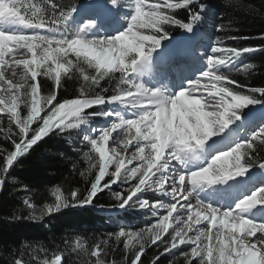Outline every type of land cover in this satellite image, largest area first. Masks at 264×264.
Segmentation results:
<instances>
[{
	"label": "snow or ice",
	"instance_id": "obj_1",
	"mask_svg": "<svg viewBox=\"0 0 264 264\" xmlns=\"http://www.w3.org/2000/svg\"><path fill=\"white\" fill-rule=\"evenodd\" d=\"M49 3L50 13L34 0H0V113L8 120L5 138L13 135L19 137L18 140H12L14 150L3 155L0 188L14 161L44 137L89 124L90 117L97 113L85 115L84 110L94 105H119V109L130 115L125 116L122 111H101L106 118H113L111 124L98 133L93 130L92 133L96 134L82 137L91 149L83 153L84 159L89 162V170L98 169L87 195L80 198L78 192L73 191L69 201L67 197L62 198L57 194L56 202L47 205L42 215L92 205L98 192L110 188L118 180L124 184L136 180L137 183L126 189V196L120 192L113 193L118 201L116 206L120 209L148 210L158 222L141 231L120 230L115 233L116 241L122 238L125 241V249L139 244L131 264H142L141 256L146 244H157L158 241L163 245V251L153 259L152 264H156L160 256L174 249L179 250L182 245H191L190 251L181 252L185 264H192L193 260L197 264H250L249 253H255L260 264H264V223L246 218V214L257 203H264V188L253 192L249 198L228 210L205 203L197 195L198 190H202L205 185L241 176L248 171L246 165L256 166L252 152L256 150L257 140L264 145V128L253 133L248 140L236 143L230 150L216 154L207 166L190 172L184 168L185 159L189 156L198 159V150L239 119V112L249 105L260 103L255 93L264 97V87L250 88L248 91L252 94L246 95L234 91L228 85L236 83L230 73L243 53L264 49L228 47L223 44L222 38H218L205 58L203 85L202 78L195 77L187 90L169 96L160 88L147 86L142 79L156 71L153 54L160 48L162 39L168 38L167 32H163V25L174 24L191 32L194 24L203 19L206 4L200 0H164L163 5L153 3L146 7L145 0H126L131 13L126 20V29L111 38L101 39L91 38V30L95 27L92 23H85L76 29L70 27L75 6H70L66 11L60 8L57 13L58 5L51 3V0ZM111 3L125 7L118 0H111ZM162 7L169 11L187 9L191 22L184 23L171 15H165L161 11ZM223 27L218 26L217 31ZM141 28L149 29L150 34L141 33ZM26 29L33 31L29 34ZM161 32L163 35L157 38ZM82 44H91L98 51H103V57L94 60L79 56L74 49ZM70 54L75 55V61L70 58ZM29 55L31 58H18ZM81 63L95 69V75L89 74L81 67ZM163 67L162 62L161 73ZM242 67L249 70L254 65L244 64ZM221 68L227 71L222 72ZM73 69L82 80L78 97L60 102L56 90L40 95L38 76L53 80L58 89L62 86V74L71 78L69 74ZM110 73H120L115 94L106 98L102 93L108 89L103 88L100 93L90 96L89 90L100 87L101 81ZM9 74L26 83H14ZM236 87L243 86L236 84ZM197 91L200 92L199 97H193ZM21 106L27 109L24 116L19 111ZM70 106L77 109L76 115H68ZM42 111L44 115H41ZM34 123L37 125L35 128L32 127ZM13 124L18 129L16 133L13 132ZM3 131V127H0V132ZM113 133L117 135L113 136ZM110 138L111 151L118 145L127 148L135 142V150L127 160L119 153L112 151L113 155L110 156L105 151L104 145L109 143ZM93 152L98 154V159L92 155ZM229 157L233 158L229 167L234 168L235 172L214 167ZM134 160L140 161L139 166L128 167ZM112 164L115 165L114 171L109 172L108 168ZM177 164L180 168L175 167ZM259 167L264 168V163H260ZM106 175L111 180L102 185ZM147 191L167 197L168 200L150 203L137 195ZM56 192L59 193V188ZM24 203L29 208L33 207L27 199ZM161 212L166 214L160 215ZM174 213L177 215L174 216ZM170 222L180 227H173L169 239L164 240ZM205 222L207 228L197 227ZM103 254L100 245H96L90 253L95 257L94 264H105ZM53 256L50 262L46 260L44 264H62L59 252ZM15 264L23 262L16 260Z\"/></svg>",
	"mask_w": 264,
	"mask_h": 264
},
{
	"label": "trees",
	"instance_id": "obj_2",
	"mask_svg": "<svg viewBox=\"0 0 264 264\" xmlns=\"http://www.w3.org/2000/svg\"><path fill=\"white\" fill-rule=\"evenodd\" d=\"M86 1L51 0V3L58 5V13L60 8L66 11L70 6H75L77 9ZM147 1L149 4L164 3V0ZM34 2L50 13L49 0ZM200 2L206 4L207 9L203 13V19L194 24L193 29L202 30L216 41L222 38L223 44L228 47L264 49V0H200ZM196 10H199L198 7ZM161 11L184 23L191 22L187 9L169 11L162 7ZM220 25L224 27L217 31ZM140 32L150 34L149 29H142ZM163 32H167L168 38L162 39L161 46L188 31L174 24H165ZM163 32L157 34V38H160ZM231 37L247 39L234 40ZM70 58L76 60V57ZM244 64H252L254 67L244 70L242 67ZM81 67L90 70L83 63ZM69 75L71 78L62 75V86L58 89L53 80L38 76L40 95L56 90L57 100L60 102L78 97L82 80L75 69ZM119 76L118 73H110L101 81L100 87L89 90V95L94 96L103 88L108 89L102 93L106 98L115 94ZM230 77L236 82L231 84V89L242 94L251 95L248 89L264 87V51L243 53L239 67L234 68ZM236 84L243 87L237 88ZM255 95L260 103L243 109L241 112L243 115L253 108H264V97H260L259 93ZM101 106L94 105L85 109L84 113H98L103 108L99 109ZM19 111L22 116L27 114V109L23 106ZM0 127L4 129L0 132L2 164L3 155L14 150L12 140H18L19 137L13 135L11 138H5L7 127L4 123H1ZM13 129L14 133L18 132L16 128ZM255 148L252 156L255 158L256 166L246 165L250 170H255L259 168L260 163H264V145L257 140ZM85 151H91L90 146L81 139L79 130L75 128L59 135L51 133L14 161L6 174L4 185L0 188V264H15L16 260H22L23 264H44L46 260L50 262L56 252L61 254L62 264H94L95 257L90 253L98 244L103 249L105 264H131L138 248L125 249V241L123 238L116 241L115 233L120 230L129 231L127 227H120L119 224L135 221L137 217L125 212H117L111 216L106 212V209L118 208L116 206L118 201L113 193H109L108 188L97 193L92 205L62 209L42 222H35L30 218L28 206L24 203L26 199L33 205V209L41 212L47 205L56 202V194H60L62 198L67 197L69 201L73 191H77L80 198L87 195L98 169L89 170V162L83 156ZM92 155L98 159L97 153L93 152ZM57 188L59 193L56 192ZM159 246H161L159 243L158 246L146 244L141 256L142 264H152L153 259L163 251ZM182 251L186 252L181 248L166 253L160 256L156 264H185ZM192 264H197V261L193 260Z\"/></svg>",
	"mask_w": 264,
	"mask_h": 264
},
{
	"label": "rangeland",
	"instance_id": "obj_3",
	"mask_svg": "<svg viewBox=\"0 0 264 264\" xmlns=\"http://www.w3.org/2000/svg\"><path fill=\"white\" fill-rule=\"evenodd\" d=\"M118 2H119V4H124L125 5L124 8L119 7L118 5H115V8L116 9H119L122 12L123 19L126 21L130 17V15H131V13L129 12V9L127 8L126 0H118ZM147 5H149V3L147 2V0H145V6L147 7ZM82 25H83V22H79V21L77 22L75 20H71L70 21V27L72 29H76V28H78V27H80ZM126 26H127L126 23H124L122 25V28L123 29L124 28L126 29ZM141 29H147V28H141ZM25 31L30 34L33 30L32 29H26ZM195 32L196 31H191V33L183 36L182 39L183 40H189V38L191 37L194 40V38H197V34ZM215 43H216V41H214L213 39H211L209 37L208 38L206 37L205 41L202 40V39L199 40L200 47H201V49H203V52H202L203 53L202 54L203 55V59L201 61H203L205 63V67H203L204 69H202L203 71L206 70V59L205 58H206V56L208 54V50ZM70 56H75V55L74 54H70ZM29 57L31 58L30 55H29ZM18 58H21V57H18ZM196 62L199 63V60L196 59ZM239 64L240 63H239V60H238L236 62V65H234L233 67L236 68ZM85 70L89 74L95 75V69L90 68V70H87V69H85ZM220 70L223 71L224 69L221 68ZM118 74H120V73H118ZM9 78H11L12 80H15V83H20L19 77H13V76H11L9 74ZM201 84H203V82ZM116 106H118V105L108 104L106 106L107 108L103 112L106 113V112L113 111V110L114 111H122V110L119 109L120 107L118 109L115 108ZM123 113H125V112L122 111V114ZM263 113H264V111H263ZM263 113H262L261 109H254L251 113H249L247 115H244V117H242L240 119H237V120H234L236 124H233L234 123V121H233L229 125V127L227 129H225V131L222 134H220L219 136H216V137L214 136V138H211L209 140V142L206 144V146L203 149L198 150V152L196 153L198 159H193L192 156L187 157L185 159V161H184V162H186V166L184 165L185 166L184 168L187 169L190 172L192 170H196L197 168H202L205 165L207 166V164L210 163L211 159L214 158V156H215V155L214 156L212 155V156L209 157V155H210L211 152H215L214 154H219L221 151L230 150V148L233 147L238 142H244V141L248 140L249 137L253 133H255L256 131H258L261 128H264V114ZM44 114L45 113L42 111L41 112V115H44ZM84 114L85 115H88L86 113H84ZM0 117H3V119L0 120V124L1 123H4L6 125V127H7L8 126L7 117L4 114H2V113H0ZM253 117H254V119H253ZM111 119L112 118H110V117L109 118H106L103 114H97V115L91 116L90 117V120H89V124H87V125H81L78 128V130L80 132L81 139L86 134H96V133H92L93 130H96L97 133H98V131L100 129L107 128L111 124V122H112ZM245 125H248V128H249L246 131L242 128ZM36 126L37 125L35 123L32 125L33 128H35ZM13 127L16 128L15 124L12 125V129H13ZM113 134L117 135V133H113ZM115 135H113V136H115ZM231 139H232V141H231L232 145L229 144L230 143L229 141ZM223 142H225L227 145L224 147V149L220 150L217 146L218 145H221V143H223ZM104 147H105V151L110 156H112L113 153L111 151V147L109 145H104ZM117 147H118V153H119V155L121 157H123L122 154H121V152H124L125 154L126 153L128 154V155L126 154V157H123V158H125V160H127L129 158L130 153H132L135 150V142L133 141L132 143H130L127 146V148H125L122 144L121 145H118ZM217 149H219V151H217ZM232 160H233V158L232 157H229L227 161H220L214 167H217V168L223 167V168H225L228 171L234 172L235 169L229 167V164H230V162ZM137 162H138V160H134L131 165H128V167H136V166H139L140 161H139V163H137ZM177 165H176V167H177ZM114 168H115V165L112 164V165L109 166L108 171L109 172H112V171H114ZM262 171H264V168H261V169H259L257 171H247V172H245L241 176L242 177L258 176V175H260V172H262ZM262 176H264V175H262ZM255 179H257V178L255 177ZM110 180H111V177L108 176V175H106L104 177V179L102 180V182L103 183H109ZM135 183H137L136 180H132L128 184H124V183H122L121 181L118 180L117 183L111 184V187L108 188V191H109V193L110 192L111 193L120 192L122 196H126L127 195L126 189L128 187H130L132 184H135ZM208 187H211V185L210 186L209 185L203 186L202 190H199L200 192L199 191L198 192L199 193L204 192L205 190H208ZM261 188H264V181L258 183V185L255 186V188L252 191L253 192L258 191ZM227 190H231V189H227ZM253 192L247 194V196L244 195L243 196V199H245L246 197L249 198L252 195ZM137 195L140 196L142 199L149 200L150 203L151 202H158V201L161 200L158 197V194L152 193L151 191H147V192H143V193H137ZM227 196L231 197L230 194H227ZM151 197H154V198H151ZM156 197H158V198H156ZM133 200H136V197H133ZM129 203H131V202H129ZM233 207H235V206H233ZM28 210L30 212V216L31 217H39L38 219H34L35 222H42L44 219H46V218L50 217L51 215L55 214V213H53L51 215H42V213L45 211V209H43L40 212L38 210L36 211L35 209L28 207ZM116 210H121L123 212H128L130 214H133L135 217H137L135 221H132V222H129V223L121 222L119 224L120 227H127V229L129 231H141L143 229L152 227L154 223H157L158 222L157 218L152 217L151 214H150V212L148 210H141V209H138V208L134 210V209H131V208H128V207H126L125 209L118 208ZM110 212L113 213L114 210H110ZM165 214L166 213H164V212H161L160 213V215H165ZM246 218L250 219L249 217H246ZM251 221H253V220H251ZM173 227H176V225L174 223H171L170 222V226L168 228V231L163 236V239L164 240L169 239V234H171ZM197 227L207 228L208 225L205 222V223H202V224L198 225ZM215 230L216 229L214 228L213 231H215ZM225 231H227V230L225 229ZM158 243L160 244V242L159 241L157 242V246H158ZM153 245H155V244H153ZM159 247H162L163 248V245H161ZM130 248L131 249H133V248H139V244H135V247H131L130 246ZM181 248H183L186 252H188V251H190L191 245H182V246H180V249ZM174 250H177V249H174Z\"/></svg>",
	"mask_w": 264,
	"mask_h": 264
},
{
	"label": "bare ground",
	"instance_id": "obj_4",
	"mask_svg": "<svg viewBox=\"0 0 264 264\" xmlns=\"http://www.w3.org/2000/svg\"><path fill=\"white\" fill-rule=\"evenodd\" d=\"M114 15V14H113ZM111 18H117V16H112ZM122 20V19H121ZM126 23V22H125ZM105 24V23H104ZM122 25L123 24H121V23H119L118 25H116L115 27H113V28H111V29H109L106 33H105V35H99V34H97L96 32H95V30H92L91 31V33H90V35H91V38H111V37H113V36H115V35H118V34H120L122 31H124L125 30V28L123 29L122 28ZM23 58H30L29 56L28 57H21V58H19V59H23ZM194 60V59H193ZM194 63H195V65H196V69L194 70V71H192V76L193 77H198V78H202V72H203V70L202 69H204L203 67H205V63L202 61V62H200V64H198V63H196V60H194ZM11 79V78H10ZM12 80V79H11ZM13 82L15 83V80H13ZM143 82L147 85V86H149V87H156L157 86V83L155 84V85H151L147 80H143ZM201 82H203L204 83V79L202 78L201 79ZM201 85H203V84H201ZM157 88H160V89H162L163 90V87H161V86H158ZM176 94V93H175ZM174 94V95H175ZM174 95H169V96H174ZM199 95H200V92L199 91H197V92H195V93H193V97H199ZM120 106L118 105V106H116L115 108H119ZM121 110V109H120ZM114 111V110H113ZM125 116H128V115H130V114H128L127 112H125V113H123ZM113 119V118H112ZM112 119H111V121H112ZM253 119H254V117H253ZM243 128L245 129V130H247V129H249L248 128V125H245V126H243ZM113 135H115V134H113ZM116 136V135H115ZM234 138V137H233ZM232 138V139H233ZM232 139L229 141L230 143V145H232V143H231V141H232ZM111 143H112V140L110 139L109 140V143L107 144V145H111ZM227 144L225 143V142H223V143H221V145H218L217 147L220 149V150H222V149H224V147L226 146ZM219 149H217V151H219ZM215 152H211L210 153V155H209V157L210 156H214V155H216V154H214ZM121 154H122V156L123 157H126V154L124 153V152H121ZM128 155V154H127ZM137 163H139V160H138V162ZM185 164V166H186V162H184ZM184 166V167H185ZM206 166V165H205ZM175 167H176V165H175ZM176 168H180V165L178 164L177 165V167ZM200 168H197L196 170H199ZM244 179L245 178H242L241 176H239V177H237V178H235L232 182L233 183H236V184H238L240 187L238 188V189H231V190H226V191H228L227 192V194H230V196L231 197H229L228 198V200L226 201V202H224L223 200V190H219V192L217 193V196L215 197V198H213L212 196H210L208 193H209V191H214V188H211L210 189V187H208V190H205L204 192H201V193H197V195H198V197L203 201V202H205V203H209V204H211L212 206H214V207H218V208H221V209H223V210H228V209H232V208H235L236 207V205L240 202V201H242V199H243V196L244 195H246L247 196V194H245L246 193V191H248L247 190V188H244V187H241L243 184L242 183H246V182H243L244 181ZM254 184V183H253ZM230 188V187H229ZM252 188H250L249 190H251ZM216 190V189H215ZM232 191V192H231ZM252 191V190H251ZM250 191V192H251ZM234 192V193H233ZM227 194H226V196H227ZM236 194H238V196H235ZM158 197L160 198V199H163V200H168V198L167 197H161V196H159L158 195ZM158 197H156V198H158ZM232 197H235V198H232ZM151 198H154V197H151ZM216 198H218L217 200H216ZM247 198V197H246ZM245 198V199H246ZM231 201H234L233 202V206H235V207H233L232 205H230V202ZM224 202V203H223ZM258 204V203H257ZM256 204V205H257ZM256 207V206H255ZM175 215H177L176 213L174 214V216ZM247 216L246 217H249L251 220H253V222H256V223H264V216L262 217V219H260V220H258L257 218V216H260V215H258L257 213H255V212H252V211H250L249 213H247L246 214ZM229 222H231V221H229ZM176 227H180V225H176ZM189 235H192V233H190ZM257 235H259V233H257ZM252 239H254V238H252Z\"/></svg>",
	"mask_w": 264,
	"mask_h": 264
},
{
	"label": "clouds",
	"instance_id": "obj_5",
	"mask_svg": "<svg viewBox=\"0 0 264 264\" xmlns=\"http://www.w3.org/2000/svg\"><path fill=\"white\" fill-rule=\"evenodd\" d=\"M74 51H76L79 56H83L86 59L99 60L104 55L103 51H98L95 47H92L91 44H82L78 48L74 49ZM20 82L26 83V81H20ZM76 112L77 109L75 107H71V106L69 107L68 109L69 116L76 115ZM112 151L114 153H118V147L113 148ZM248 255H249L250 264H260V261L255 253H249Z\"/></svg>",
	"mask_w": 264,
	"mask_h": 264
}]
</instances>
